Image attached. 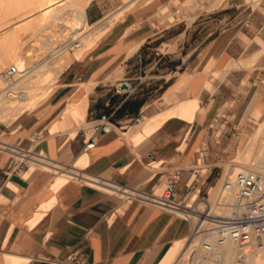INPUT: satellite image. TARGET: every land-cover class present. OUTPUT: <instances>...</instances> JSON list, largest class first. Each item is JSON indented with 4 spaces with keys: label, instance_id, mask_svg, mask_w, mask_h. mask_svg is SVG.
I'll list each match as a JSON object with an SVG mask.
<instances>
[{
    "label": "crops",
    "instance_id": "crops-1",
    "mask_svg": "<svg viewBox=\"0 0 264 264\" xmlns=\"http://www.w3.org/2000/svg\"><path fill=\"white\" fill-rule=\"evenodd\" d=\"M121 1L87 4L84 22H97L107 6L118 7ZM219 1V8L182 24L175 35L184 36L172 54L177 57L188 47L191 52L181 62L187 64L185 71L171 78L161 97L166 94L169 102L164 108H151V104L146 106L135 98L123 102L113 86L102 89L95 84L89 91L75 90L74 81L92 62H71L59 75V87L45 101L49 113L46 120L51 121H46L38 137L33 136L42 123L34 122L0 140V152L4 153L0 154V264H65L75 259L89 264H151L161 256L159 264L174 243L185 239L183 220L143 198L149 193V198L159 195L142 187L153 181H163L164 185L173 172L182 170L177 183V190L182 192L188 168L204 145L208 149L207 124L229 122L219 111L236 116L243 108L264 112V0ZM156 17L154 11L141 17L138 28L152 33L144 39H138V34L132 39H115L112 31L99 39L95 50L112 60L121 56L122 50L136 45L140 50L151 37L158 34L160 39L173 26ZM215 20L222 27L214 28ZM96 78L89 74L87 81ZM72 98L74 101L66 106ZM83 102L84 109H78ZM113 109L117 110L111 131L98 136L97 144L87 152L83 146L89 130L67 127L63 132L49 131L61 113L86 112L92 123ZM137 117H141L142 126L134 121ZM68 124L65 121L63 126ZM2 142L27 151L40 147L42 152L37 153L51 160L55 169L34 168L25 172L23 180L16 174L13 177L9 173L10 156H5ZM229 142L221 136L216 155L224 156ZM36 169L41 170L33 172ZM73 169L75 175L56 187L60 175ZM215 175L218 173L213 168L206 185ZM122 190L143 197L127 196Z\"/></svg>",
    "mask_w": 264,
    "mask_h": 264
},
{
    "label": "rangeland",
    "instance_id": "rangeland-1",
    "mask_svg": "<svg viewBox=\"0 0 264 264\" xmlns=\"http://www.w3.org/2000/svg\"><path fill=\"white\" fill-rule=\"evenodd\" d=\"M43 1L0 0V50L5 52L7 56H10L7 62L0 66V72L10 64H14V59L25 61V63L23 62L24 64L21 62L20 69L35 67L36 64L41 63L31 72L34 75L32 79L30 77L23 79L12 90V92L22 93L25 96L24 102L19 103L16 98H12V96L5 97L4 93H0L3 94L0 95V108H6L5 111L0 112V140H4L6 136H14L22 126L34 122L42 123L35 133L39 135L45 127V123L51 121V118L50 120H46L49 113L47 108H45V101L52 90L59 87L60 73L70 64L83 60L92 63L79 74V79L74 81L73 88L75 90L86 88L89 91L95 84H98L102 86V89L113 86L112 88L115 92L114 86L120 81L130 79L129 81L134 90L130 98L131 100L135 98L134 101L146 102V106L151 104V108H164L169 102L167 101L166 94L164 95V99L161 97L171 82V78L185 71L187 64L183 65L181 62L186 61L191 52V48L188 47L178 53L177 57L172 54L177 50V44L184 36L182 34L175 37V35L179 34L180 29H182V24H190L199 14L212 12L220 7L219 0H122L121 5L118 7L107 6L103 18L95 23H87L86 20L83 23L81 20H77L73 12L68 11L58 14L46 28L40 31L41 21L44 20L43 12H32L30 8L34 6V3ZM90 1V5L96 6L101 5L102 0ZM149 11L156 12L157 17L160 18L159 20L166 25L175 26L170 27L167 33H162L160 39L156 38L158 34L151 37L149 41L144 43L140 50L137 49V45L130 50H122L121 56L113 60L108 57H101L100 51L95 50L99 39L102 36H108L112 31L115 32L113 33L115 39H132L137 34L139 36L138 39H144L146 36L151 35L152 33L150 31L138 28L141 17ZM126 15H128V20L125 19ZM153 23L157 24V21L154 20ZM103 25L105 26L104 28H102ZM217 26L218 28L222 27L215 20L214 28ZM31 36H34V38ZM73 42H78L80 46L77 48L73 47ZM133 55L134 58L129 59ZM45 56H48L47 60H44L46 58ZM63 56L70 58L72 63L70 62V64L62 68L59 74L50 71V69H58L59 65L57 61ZM99 56L101 57L100 59L98 58ZM95 57L98 59L94 61L92 58ZM127 59H129L128 62H126ZM89 74L96 75L97 80L87 81ZM182 77L188 78L184 75ZM3 87H5V84L0 83V88ZM181 91L182 94L185 93L183 88ZM117 96L122 97V99L124 98L123 95ZM73 101V98L69 99L66 106ZM75 107L76 105L72 108ZM219 114L220 116H224L222 118L223 120L229 122L212 121L208 123L207 125L210 126L208 149L204 145L205 148H201L198 153L200 166L202 167L199 171V177L205 178L198 197H205L209 203L215 206H217L218 191L223 179L232 173L253 170L254 158L264 147V112L250 111L249 108H243L242 112L237 116L233 113L229 114L223 111H219ZM85 115L86 112L85 114L71 112L65 116L61 113L58 118L60 120L49 131L54 133L59 131L63 132L68 127L71 129L77 128V130L86 129L89 130L90 134V119H87ZM65 121L69 123L66 127L63 126ZM142 123L137 124V126H140ZM239 126L242 127L239 128ZM221 136L226 137V139L229 138L230 140L228 151L223 154L224 156L216 155L217 147L220 145L218 141ZM31 150L42 152L40 147L31 148ZM201 152V155L205 157L204 159L200 155ZM0 154L4 153L0 152ZM5 156L9 155L5 154ZM206 156L209 160H207ZM194 163L191 165H194ZM206 165L210 166L211 170ZM29 167L28 172L32 168H40L31 164ZM213 168L218 175L213 176L214 181L206 185L207 177H209L208 175L212 172ZM37 170L41 169H36L33 172ZM13 174L15 173L13 172L12 176ZM259 174L263 175L261 172ZM23 179L25 178L22 177ZM11 181L14 182V180ZM160 183L153 181L151 184L142 187V189H152L153 192L160 195L163 191V181ZM200 207L202 208L204 205L201 204ZM213 212L216 213V210L213 209ZM188 224L187 221L183 220V226L185 228L184 237L188 235ZM191 240L188 238V240L179 244L181 246H179L178 253L174 259L171 260V264H193V255L201 253L203 250L200 248V240L195 241L190 249L191 251H188V247L193 242ZM176 243L166 245L167 247L173 244L167 250L159 264H163L168 253ZM246 249L251 253L250 258L252 260L249 258L248 262L242 264H264V251L253 252L252 248L250 251L248 248ZM160 257L158 256L151 264H157ZM254 257L255 261L253 260ZM136 264L145 263L139 261Z\"/></svg>",
    "mask_w": 264,
    "mask_h": 264
},
{
    "label": "built area",
    "instance_id": "built-area-1",
    "mask_svg": "<svg viewBox=\"0 0 264 264\" xmlns=\"http://www.w3.org/2000/svg\"><path fill=\"white\" fill-rule=\"evenodd\" d=\"M72 46L77 48L79 43L73 42ZM17 73V67L11 65L0 73V80L5 84H11L15 81ZM123 83H125V87H122ZM115 92L124 96V102L131 98L134 90L129 80H123L115 86ZM116 110L113 109L111 112L101 114L98 119L91 123L90 135L84 141V152L97 144L98 136L111 131L112 119ZM134 121L139 123L141 117L135 118ZM34 138H37V136L35 135ZM26 152L28 153V151ZM9 156V173L14 172L21 177V172L26 168L25 160L15 159L12 153ZM201 157L203 156L201 155ZM206 166L209 170L211 169L210 166ZM201 168L199 157L194 165L188 168V176L182 192L177 190V183L181 180L183 172L182 170H176L165 180L163 191L157 198L150 199L148 196L151 193H149L146 194L145 199L172 216L187 221L190 227L189 236L208 233L214 235L220 243L231 240L238 247H252L255 251L263 250L264 177L256 172L240 171L223 179L218 191L217 206H228L230 209L229 214L213 217L209 210H206L205 205L202 208L200 207L202 202L207 201L205 197H198L201 186L205 182V178L199 177ZM6 176L8 177L9 174ZM124 194L131 197L136 196L130 193ZM187 210L195 213V219L192 220L188 216ZM65 264H89V262L83 259H75Z\"/></svg>",
    "mask_w": 264,
    "mask_h": 264
},
{
    "label": "bare ground",
    "instance_id": "bare-ground-1",
    "mask_svg": "<svg viewBox=\"0 0 264 264\" xmlns=\"http://www.w3.org/2000/svg\"><path fill=\"white\" fill-rule=\"evenodd\" d=\"M89 1L90 0H44L43 2H40V3H34V6L32 8H30V11H32V12L33 11H38V12L41 11V12H43V17H44L43 19L44 20L41 21V26H40V31H41V29L46 28L48 26V24L51 23V20H54V18H56L58 14L66 13L68 11L73 12L75 14L77 20H81V22L85 23L84 22L85 7L89 3ZM104 27L105 26L103 25L102 28H104ZM34 36H31V37L34 38ZM28 42H30V41H28ZM59 55H60V53H59ZM9 57H10L9 55L7 56V54L5 52L0 50V66L4 65L7 62V60L9 59ZM45 57L46 58L44 60H47L48 56H45ZM13 61H14V64H10L9 66L15 65L17 67L18 73L15 76V78L17 77V79H15V81L13 83H11V84H5V83L1 82V80H0V83L5 84V87H3L4 89L0 88V93H4L5 97L12 96V98H16V100L19 103L20 102L22 103L25 100V96L22 93H20V92H12V90L15 89V86L17 84L21 83L23 81V79L29 78V77L32 79L34 77V75L31 72L34 70V68H37V66H39L41 63L36 64L35 67L32 66L33 68L32 67H26L24 69H20V65L23 62L25 63V61L24 60L21 61V59L20 60L19 59H14ZM70 62H71L70 58H66L65 56L60 57L58 59V61H57V64L59 65V67L57 66L58 69H50V71H53L56 74H59L61 72L62 68L66 67L68 64H70ZM44 63H47V62H44ZM9 66H7V67H9ZM6 68L1 70V72L4 71ZM0 95H3V94H0ZM84 105H85V103L83 102L82 104H80V106L78 105V107L77 106L76 107L78 109L79 108H83L84 109ZM9 106H10V104H9ZM189 108H193V107L189 106ZM5 110H6V108H3V107L0 108V112L5 111ZM77 112H79V111L77 110ZM152 127H153V125H152ZM146 130L147 129H145V131ZM147 131L149 132V130H147ZM36 136L38 137V135H36ZM2 145H3L2 146L3 147L2 150L7 152L8 155L10 153H12L13 156L15 157V159H17V160H25V162L28 163L26 165V168L21 172V177H24L25 172L29 171L30 164L35 166V167L37 166V167H40V168L48 170V171H51L50 168H52V169L54 168V165L50 164L52 161L49 160L48 158H44V155H42L40 153L33 152L32 150H29L28 153L27 152L25 153V151H27L26 149L18 147V146L11 145L8 142H2ZM78 161L79 160H77V164H78ZM46 166H49L48 167L49 169H47ZM253 166H254L253 170L250 169V170H245V171H252V172H256V173L261 172L264 175V147L261 149L260 153H258V155L254 158ZM33 169L34 168H32L31 171ZM73 173L75 175V173H76L75 169H73L72 171H67L66 173H63L62 175H60V178H59V180H58V182L56 184V187L61 182H63L66 178H69ZM123 192L124 193L134 194V195H137V196H141L138 193L131 192L129 190H124ZM141 197H143V196H141ZM143 198H146V197H143ZM153 198H157V197H152L150 199H153ZM201 204L205 205L206 210H209L211 216H213V217H215V216H227L229 214V210L230 209H229L228 206L219 207V206H215V205L209 203L208 201H204ZM213 209L216 210V213L213 212ZM217 211H218V213H217ZM187 214H188L189 217H191L192 220L195 219L196 215H195V213L193 211L187 210ZM189 231H190V227H189ZM187 237L192 239L191 242L193 241L192 244L190 243L191 245L188 247V249H187L188 251L191 249V247L193 246L195 241H200L201 240L200 248L204 252V253L201 252V253H198V254L196 253L195 255H193V257H192L193 264H235L236 262H238L239 264H242V263L248 262V260L250 258V255H251V253H249L246 248H248V250L250 251V249L252 247H238L231 240H225V241L220 243L218 241V239L214 235H211V234H208V233L207 234L196 235V236H189V232H188V235L185 237V239H182V240L178 241L176 243V245L172 248V250L168 253L166 259L163 262V264H171V260L174 259V257L178 253L179 246H181L179 244L181 242L183 243V241H185V240H188ZM252 251L253 252H263L264 249L261 250V251H255L253 249ZM250 260H252V258H250ZM253 260L255 261V257H254ZM255 263H257V262H255Z\"/></svg>",
    "mask_w": 264,
    "mask_h": 264
},
{
    "label": "water",
    "instance_id": "water-1",
    "mask_svg": "<svg viewBox=\"0 0 264 264\" xmlns=\"http://www.w3.org/2000/svg\"><path fill=\"white\" fill-rule=\"evenodd\" d=\"M122 87H125V83L122 84Z\"/></svg>",
    "mask_w": 264,
    "mask_h": 264
}]
</instances>
